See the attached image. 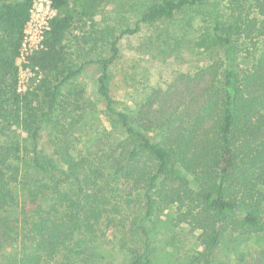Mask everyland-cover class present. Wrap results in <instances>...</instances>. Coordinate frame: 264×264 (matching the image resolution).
<instances>
[{
  "label": "trees",
  "instance_id": "trees-1",
  "mask_svg": "<svg viewBox=\"0 0 264 264\" xmlns=\"http://www.w3.org/2000/svg\"><path fill=\"white\" fill-rule=\"evenodd\" d=\"M32 1L0 0V130L15 126L32 144L26 159L19 140L0 141V250L20 244L7 260L0 252V264H92L100 258L89 241L111 213L102 184L106 175L145 194L143 221L149 225L140 226L145 247L131 250L126 264H171V251L160 255L150 242L180 225L200 248L190 264L207 263L233 236L264 232V0H235L225 22L216 15L213 32L202 28L196 35L197 51L226 46L222 58L179 71L151 86L133 110L115 111L108 68L118 56L119 37L204 0L146 5L135 27L122 30L109 42L110 55L98 60V92L121 133L103 167L89 166L86 173L94 175L83 181L74 160L41 155L38 131L54 107L58 85L75 73L68 68L66 34L79 22L94 25L99 0H52L56 12L42 47L27 56V66L41 78L35 88L21 91L17 57ZM240 37L253 55L239 67L226 52ZM39 90L49 99L44 113L34 104ZM28 168L32 174H23Z\"/></svg>",
  "mask_w": 264,
  "mask_h": 264
},
{
  "label": "rangeland",
  "instance_id": "rangeland-1",
  "mask_svg": "<svg viewBox=\"0 0 264 264\" xmlns=\"http://www.w3.org/2000/svg\"><path fill=\"white\" fill-rule=\"evenodd\" d=\"M152 1L155 0H99L94 25L88 20L79 22L66 34L68 68L75 73L58 85L54 107L39 123L37 150L60 162L74 160L81 181L94 175L86 173L89 166L103 167L121 133L116 114L105 107L98 92L97 77L101 73L98 60L110 55L109 42L122 30L134 28L141 11ZM234 3L235 0H204L171 18L140 23L136 32L122 34L117 43L118 56L108 68L114 110L129 112L143 101L151 86L163 83L179 71L191 70L196 64L222 58L221 50L226 46L201 52L194 48L193 40L202 28L212 31L216 15L225 22ZM261 40L264 42V38ZM235 42L228 48L227 57L231 56L232 63L239 67L249 64L253 55L251 44L242 37ZM40 78L29 68L18 72V83L21 80L18 90L35 88ZM34 99L35 106L42 108L41 113L48 110L49 99L43 91L39 90ZM150 137L156 139L151 133ZM9 138L24 145L26 159L32 156L31 141L23 130L15 126L0 130V141ZM63 166L65 163H61ZM23 174L31 175L32 169H24ZM20 184L16 186V194L22 201L24 189ZM102 184L110 199L111 213L100 219L95 237L90 238V245L101 254L92 264H126L131 260V250L143 251L145 247L140 228L149 225L147 220L143 221L145 194L131 192L125 183H115L107 175ZM150 246L160 255L170 250L171 264H190L192 255L200 250L194 235L184 225L171 233L153 235ZM19 249V243L6 244L0 250L1 256L6 255L7 260ZM199 264H264V232L233 236L230 242L213 251L207 263Z\"/></svg>",
  "mask_w": 264,
  "mask_h": 264
},
{
  "label": "built area",
  "instance_id": "built-area-1",
  "mask_svg": "<svg viewBox=\"0 0 264 264\" xmlns=\"http://www.w3.org/2000/svg\"><path fill=\"white\" fill-rule=\"evenodd\" d=\"M56 10L52 0H33L29 8V15L23 28V36L17 57L18 72L28 70L27 56L34 50L42 47L45 32L49 29L50 20ZM18 83V89L21 86Z\"/></svg>",
  "mask_w": 264,
  "mask_h": 264
}]
</instances>
